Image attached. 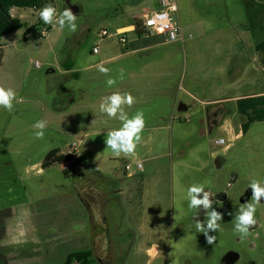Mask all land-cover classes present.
I'll return each instance as SVG.
<instances>
[{"label":"rangeland","instance_id":"1","mask_svg":"<svg viewBox=\"0 0 264 264\" xmlns=\"http://www.w3.org/2000/svg\"><path fill=\"white\" fill-rule=\"evenodd\" d=\"M49 4L57 15L65 8L78 9L73 13L75 32L44 24L40 10L15 9L13 16L22 18L32 33L25 38L26 29L11 32L0 47V87L16 94L11 111L0 107V175L17 172L29 198L28 213L13 219L17 230L24 227L19 233V264H64L69 254L85 249L108 252L112 264H222L230 251L242 255L237 264H264V203L257 206L256 224L249 228L250 243L239 244V235L233 232L242 205L240 194L253 180L264 183V71L255 86L237 92L254 94L243 101L251 105L253 120L240 138L235 139L239 116L231 120L234 134L216 128L209 132L206 110L193 102L188 111L161 121L166 128L142 131L134 156L114 157L105 141L121 122L102 114L99 104L113 92L126 94L119 84L129 75L121 71L124 61L116 56L127 45L120 42L117 30L133 25L135 17L140 21L158 7V1L50 0ZM177 5L184 41L151 36L164 43L153 51L151 63L173 67V80L185 88L209 66L226 65L228 55L232 68L249 64L254 53L251 15L240 0H177ZM44 29L46 37L41 34ZM128 35L129 40L136 37L133 32ZM192 47L200 50L198 56H192ZM129 61L137 63L139 58ZM99 64L109 70L107 75L98 71ZM140 74L150 73L142 69ZM109 78L116 82L111 87L106 83ZM179 93H184L182 88ZM129 94L133 97V104L125 106L129 117L140 111L145 124H159L149 117L158 103L156 96ZM37 121L46 125L41 139L35 137L41 131L34 127ZM220 139L226 143L218 144ZM55 149L74 157V162L64 160L43 170L47 154ZM78 156L91 157V167L90 162L76 164ZM129 164L132 169L127 172ZM233 174L237 182L231 184ZM192 184L205 185L212 210L222 216L217 221L220 230L208 233L216 237L212 244L196 230L193 213L187 209L185 193ZM222 193L229 200L216 202ZM195 220L203 223L205 210L201 208ZM94 260L90 258V264H96Z\"/></svg>","mask_w":264,"mask_h":264},{"label":"crops","instance_id":"2","mask_svg":"<svg viewBox=\"0 0 264 264\" xmlns=\"http://www.w3.org/2000/svg\"><path fill=\"white\" fill-rule=\"evenodd\" d=\"M240 3L250 11V23L252 26L251 43L254 47L253 57L245 67L232 68L231 63L233 61L231 62V57L228 55L226 65L224 63L222 65L219 64V66H209L206 74L199 76V73L195 74L189 85H187V88H185L178 80H173V67L150 62V57L154 53L153 51L161 48L164 44L157 38L135 37L129 40L127 49L121 50L119 55L116 56L124 61L123 70L121 68L120 70L125 71L129 75L128 80H122L119 84L121 90L126 94L146 95L147 93H152L156 96L154 101L158 103H154V110H151L152 108L149 107L151 110L149 117L155 119V121H159V124L158 122L154 125H152L153 123L151 125L145 124L143 131L166 128L167 125L162 123L167 118L173 117L176 112L183 113L188 111L190 103L195 102L203 106V111L206 110L207 122L209 120L213 121L212 126H210L211 129L216 128L222 130V132L228 130L234 134L235 129L232 126L231 120L233 117L239 116L241 127L236 132L235 138L245 134V130L247 129L246 125L247 123L248 125L250 124L249 121H252L253 117L251 115L249 116L251 105H248V103L244 104L243 101H246V99H249L254 94L237 92L242 87L255 86L261 80L260 73L264 71V0H240ZM15 9L21 8H13L11 10L12 17L17 18L12 14ZM139 18L135 17L134 20ZM132 29L133 25H129L120 27L117 31ZM131 32L134 33V30ZM191 51H193L192 56H198L200 50L198 47H192ZM215 55L217 54L214 53L213 56ZM132 57L139 58L140 63L129 61ZM142 69L150 74H140ZM68 71L70 72L72 70ZM233 71L234 73H232ZM247 75H249V78H247ZM180 88H182L183 94L179 93ZM230 104L235 106L232 108L228 107ZM232 114H235V116ZM257 119L260 120V118ZM61 153L63 154L60 151ZM85 158V162H90L89 166L91 167L90 160L92 158ZM65 161L71 164L74 162V157L68 158ZM1 175L0 258H4L5 261H0V264H19L22 262L20 261L21 258L18 257V250L20 249H17L19 248V243L20 245L22 243L19 233L24 227L19 226L20 228L17 230V225L13 223V219L21 213H28L26 208H28L29 198L21 185L17 172L3 171ZM18 224H20V221H18Z\"/></svg>","mask_w":264,"mask_h":264},{"label":"clouds","instance_id":"3","mask_svg":"<svg viewBox=\"0 0 264 264\" xmlns=\"http://www.w3.org/2000/svg\"><path fill=\"white\" fill-rule=\"evenodd\" d=\"M39 17L46 25H58L61 30L67 28L69 31H76L77 17L67 8L57 15V9L51 4H48L40 10ZM96 67L99 72L107 75L109 70L103 67L102 64ZM106 83L111 87L116 82L109 78ZM15 98L16 94L11 88L6 89L0 87V107L11 111ZM132 104L133 97L130 94H121L120 92H113L111 95L103 97L99 104V110L102 114L108 118L118 119L121 122V126L118 129L107 133L105 141L107 148L111 150V154L114 157H120L122 154L125 156H134L136 147L141 141V133L145 125L144 114L138 111L130 118L125 112V106L130 107ZM45 126L44 121H37L34 124L35 128L41 130L35 133L36 139L43 137V129ZM249 188L253 191L251 202L241 205L238 208L233 221V232L239 235L241 239L246 237L249 234V228L256 224L254 217L257 206L260 204L261 198H264V183L253 180ZM201 195L202 198H199ZM210 196L211 193L205 191L204 184H192L187 188L185 193L187 209L193 213L195 228L198 232H202L205 235L208 244H212L216 240L215 236L208 235L209 231H219L221 223L218 224L217 221H222L221 214L212 210L213 200L210 199ZM201 208L206 212V220L203 223L195 220Z\"/></svg>","mask_w":264,"mask_h":264},{"label":"trees","instance_id":"4","mask_svg":"<svg viewBox=\"0 0 264 264\" xmlns=\"http://www.w3.org/2000/svg\"><path fill=\"white\" fill-rule=\"evenodd\" d=\"M49 2L50 0H0V47L2 46V38L11 32L26 29L25 38H28V36L32 33V28L26 23L19 18L12 17L11 10L13 8L41 10L47 6ZM133 25L137 26L134 31L136 37H147L145 36L144 31L140 28L141 20H135ZM71 69L72 68L70 67L67 70ZM66 159H68V157L61 155L59 150H52L47 154L44 162L42 163V169H48L55 163L62 162ZM85 161L86 158L84 156H78L75 159L76 164L86 163ZM90 258H92V252L90 249L80 250L69 254L64 264H72L74 261L78 264H90Z\"/></svg>","mask_w":264,"mask_h":264},{"label":"built area","instance_id":"5","mask_svg":"<svg viewBox=\"0 0 264 264\" xmlns=\"http://www.w3.org/2000/svg\"><path fill=\"white\" fill-rule=\"evenodd\" d=\"M178 13L177 0H158V7L151 10L141 19L140 28L144 31L145 36L151 37L155 34L165 36L166 42H183L184 37L180 25L177 23L176 15ZM136 25H133L135 31ZM132 30H120L118 31L120 42L125 46L129 42L128 33ZM42 36L46 37L48 31L44 29L42 31ZM106 32L103 33V37H106ZM99 49H94V54H98ZM36 66L39 67L40 64L37 62ZM222 140L217 143L221 144ZM75 150V147H70V151ZM139 170L142 169L141 163H136L135 165ZM132 165H126L125 170L131 171Z\"/></svg>","mask_w":264,"mask_h":264},{"label":"flooded vegetation","instance_id":"6","mask_svg":"<svg viewBox=\"0 0 264 264\" xmlns=\"http://www.w3.org/2000/svg\"><path fill=\"white\" fill-rule=\"evenodd\" d=\"M212 124H213V121H212V120H209V122H208L209 132L213 130V129H211V127H210V126H212ZM241 136H242V135H241ZM241 136L236 137L235 139H238V138H240ZM220 140L223 141V143H221V144H225V143H226V141H225L224 139H220ZM217 142H218V141H217ZM230 145H231V143H230L229 145H227L226 149L230 148ZM219 163H220V162H217V164H219ZM236 180H237V176H236L235 174H233V178H232V182H231V184H234L235 182H237ZM252 195H253V191H252L251 188L248 189V190H245V191H243V192L240 194L238 201H240V202L242 203V205H245V204L251 202ZM229 197H230L229 195H227V194H225V193H222L221 196H219L218 198H216V199H217L216 202H217V201H219V202H221V203H222V202H226V201L229 200ZM260 203H261V204L264 203V198H261ZM200 220H201V219H200ZM97 224H98V222H97ZM97 224H96V228L98 227ZM252 237H253V234H252V232L249 231V234H248L246 237H244L243 239H241V238L239 237V238H237V241H238L239 244H243V245L245 246L246 244H248V243L251 242ZM103 242H105V241H103ZM106 244H107V243L105 242V248H107V247H106V246H107ZM101 249H103V248H101ZM103 250H104V249H103ZM91 252H92V258H93V260H94V258H95L94 262H95L96 264H112V262L109 260V256L107 255L108 252H106V251L103 252V251H102V252L105 253V254L99 253L100 251H99V252L97 251L95 254H94L93 250H91ZM148 252H149L150 255H151V254H154V255H155L154 251H152L151 249H149ZM241 256H242V255L240 254V252L230 251V252L224 257V259L222 260V264H237V263L240 261Z\"/></svg>","mask_w":264,"mask_h":264},{"label":"water","instance_id":"7","mask_svg":"<svg viewBox=\"0 0 264 264\" xmlns=\"http://www.w3.org/2000/svg\"><path fill=\"white\" fill-rule=\"evenodd\" d=\"M77 11H78V9L76 7L71 8L72 13H76Z\"/></svg>","mask_w":264,"mask_h":264}]
</instances>
